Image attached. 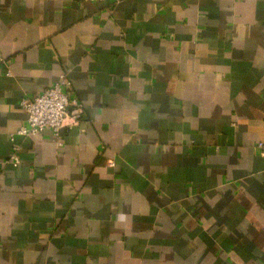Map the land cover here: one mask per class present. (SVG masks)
Returning a JSON list of instances; mask_svg holds the SVG:
<instances>
[{"label":"crops","instance_id":"0c3cea01","mask_svg":"<svg viewBox=\"0 0 264 264\" xmlns=\"http://www.w3.org/2000/svg\"><path fill=\"white\" fill-rule=\"evenodd\" d=\"M259 141L264 0H0V264H264Z\"/></svg>","mask_w":264,"mask_h":264},{"label":"built area","instance_id":"2783aa9c","mask_svg":"<svg viewBox=\"0 0 264 264\" xmlns=\"http://www.w3.org/2000/svg\"><path fill=\"white\" fill-rule=\"evenodd\" d=\"M97 1V0H83ZM70 82L65 73L42 92L32 97H22L19 106L25 113L24 124L16 131L21 135H38L49 129L52 136L59 138L61 130L69 125L76 124L82 115V106L78 99L67 92ZM69 120V122H68ZM11 134V139H12ZM59 144H61L59 142ZM261 155L264 156V141L256 144ZM20 159L15 146L12 153L4 159V163L17 165ZM109 165L113 163L108 162Z\"/></svg>","mask_w":264,"mask_h":264}]
</instances>
